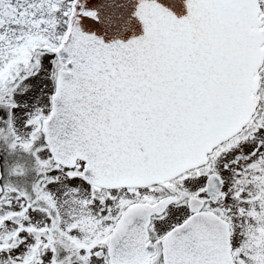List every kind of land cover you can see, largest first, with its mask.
Listing matches in <instances>:
<instances>
[{
  "label": "snow or ice",
  "instance_id": "obj_1",
  "mask_svg": "<svg viewBox=\"0 0 264 264\" xmlns=\"http://www.w3.org/2000/svg\"><path fill=\"white\" fill-rule=\"evenodd\" d=\"M0 264H264V0H0Z\"/></svg>",
  "mask_w": 264,
  "mask_h": 264
},
{
  "label": "water",
  "instance_id": "obj_2",
  "mask_svg": "<svg viewBox=\"0 0 264 264\" xmlns=\"http://www.w3.org/2000/svg\"><path fill=\"white\" fill-rule=\"evenodd\" d=\"M175 11L178 13V14H183V9H182V5L177 2L176 5H175Z\"/></svg>",
  "mask_w": 264,
  "mask_h": 264
},
{
  "label": "rangeland",
  "instance_id": "obj_3",
  "mask_svg": "<svg viewBox=\"0 0 264 264\" xmlns=\"http://www.w3.org/2000/svg\"><path fill=\"white\" fill-rule=\"evenodd\" d=\"M33 83L35 84L36 82H35V81H33Z\"/></svg>",
  "mask_w": 264,
  "mask_h": 264
}]
</instances>
